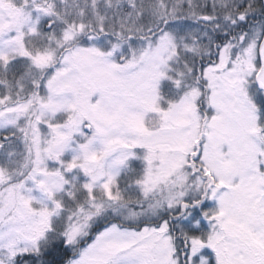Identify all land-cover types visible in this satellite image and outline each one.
I'll return each mask as SVG.
<instances>
[{"label": "snow or ice", "instance_id": "1", "mask_svg": "<svg viewBox=\"0 0 264 264\" xmlns=\"http://www.w3.org/2000/svg\"><path fill=\"white\" fill-rule=\"evenodd\" d=\"M0 264H264V0H0Z\"/></svg>", "mask_w": 264, "mask_h": 264}]
</instances>
